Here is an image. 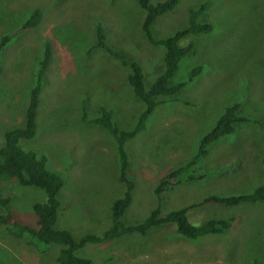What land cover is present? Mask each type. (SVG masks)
<instances>
[{
	"label": "rangeland",
	"instance_id": "obj_1",
	"mask_svg": "<svg viewBox=\"0 0 264 264\" xmlns=\"http://www.w3.org/2000/svg\"><path fill=\"white\" fill-rule=\"evenodd\" d=\"M199 1L178 0L172 10L156 19L153 30L172 34L187 21V7ZM252 2L211 0L206 12L214 22L213 31L179 41L186 45L194 40L199 54L192 56L189 65L198 61L205 65L176 95L178 100L163 96L165 102L149 116L146 128L125 144L135 182L125 212L132 222L142 220L156 205L153 187L157 180L190 159L233 100L241 102L240 113L250 121L211 142L209 152L193 166L197 173L207 171L205 175L167 189L161 209L167 212L212 192L249 191L264 182L260 169V155H264V0ZM35 8L41 10L39 22L22 29L21 23ZM140 15L131 0H0V36L16 32L0 51V142L6 129L24 123L27 93L48 42L51 59L36 111V134L22 145L46 152L49 168H65L55 226L68 229L75 238L87 232L102 233L109 225L114 198L123 194L114 142L107 132L80 121L81 105L88 117L97 114L98 105L114 106L119 117L113 109V119L123 128L131 126L141 109L126 82L127 68L102 49L89 50L95 40V22L101 21L106 38L116 39L119 48L141 62L149 87L160 72L162 54L141 36L136 21ZM189 65L184 61L179 67L181 77L187 76ZM117 118L131 120L123 124ZM0 188L3 196H11L10 207L19 211V218L33 222L31 205L45 201L44 192L11 179L1 180ZM208 214L234 216L237 225L225 234H206L191 241L180 237L174 224H164L149 229V236L138 247L136 241L143 235L131 233L108 243L88 244L76 252L95 264L108 255L111 258L105 264H247L244 259L254 246L264 264V201L232 206L210 202L187 212L189 221L196 224ZM60 248L49 244L45 251L38 250L0 229V264H58Z\"/></svg>",
	"mask_w": 264,
	"mask_h": 264
},
{
	"label": "trees",
	"instance_id": "obj_2",
	"mask_svg": "<svg viewBox=\"0 0 264 264\" xmlns=\"http://www.w3.org/2000/svg\"><path fill=\"white\" fill-rule=\"evenodd\" d=\"M131 1L141 13L136 20L140 26L141 36L149 45L159 49V53L162 54L160 57L162 65L159 66L160 72L157 71L159 73L147 87L144 83V71L141 62L132 55L127 54L123 47L119 48L117 45L119 43L115 41L116 39L106 38L103 25L100 20H97L94 26L95 40L89 50L102 49L113 57L117 64L127 68L126 82L132 98L135 101L136 99L139 101H136L138 109L140 105L141 109L136 114L131 126L123 128L117 124L116 119H113V109L116 117H119L114 106L110 105L113 108L111 109L104 105H98L97 114L93 117H88L86 107L81 105L80 121L85 125L92 124L107 132L114 142L119 169L117 178L123 185V194L114 198L111 204L108 227L100 234L87 232L78 238H75L68 229L56 227L55 224L57 223L61 205L58 193L64 183L63 172H65V168H61L60 165L58 167L53 165L52 168H49L46 152L33 148L25 149L22 145L24 141H27L26 139H31L36 134V111L45 83V70L51 59V50L48 42L45 43L43 57L38 62L35 83L27 93L24 123L22 126L6 129L3 132V140L0 142V182L1 180L11 179L20 185H33L40 188L45 194V201H36L31 205L34 220L33 222H27L19 218V211H15V208L11 209V196H3L0 193V229L5 228L8 235L25 239L27 244L38 250H44L49 244L61 245L56 256L58 264H95L89 257L78 255L76 251L88 244L108 243L131 233L143 235L136 241L138 247L142 239L149 236L150 233L147 234L150 231L149 229L164 224H174L179 236L191 241L199 240L206 234L222 235L229 231L231 227H236L237 218H234V216L216 217L214 214H208L199 224H196L189 221L187 212L191 208L210 202L217 205L232 206L240 203H259L264 201V182H262L249 191L230 194L212 192L198 201L190 202L167 212H163L160 206L163 194L167 189L176 184L192 182L205 175L207 171L197 173L193 166L196 168V162L209 152V144L211 142L220 136L232 134L241 124L250 121L249 116L240 113L241 102L233 100L224 107L214 126L202 137L196 152L190 159L184 164L168 169L157 180L153 187L156 205L150 209L146 217L137 222H132L125 217V212L132 201L135 186L134 179L130 175V161L125 144L146 128L149 116L158 105L165 102L163 96L170 97L171 101L178 100L176 95L203 70L205 62L198 61L195 65H189L192 56L199 54L196 49V42L191 40L186 45H182L179 41L187 36H195L197 38L200 33H211L214 27V22L206 17V9L209 7L211 0H201L189 5L187 7V21L170 35L157 33L153 30L152 25L159 16L172 10L177 5L178 0ZM252 1V4L257 2V0ZM40 17L41 10L38 8L33 9L21 23L22 29L34 26L39 22ZM12 36H16V32L0 36V51ZM218 37L220 38V36ZM184 61L185 64L189 65V69L187 76L181 77L182 75H179L178 70ZM183 99L188 101L184 97ZM118 120L123 124H127L131 118ZM20 140L21 145L19 143ZM260 158L262 164L260 169L264 174V155H260ZM64 164L65 161L61 165ZM8 219L10 221L6 222ZM258 241V243L261 242L259 238ZM131 245L134 246L133 244ZM251 249L249 250V255L244 259L245 262L247 264H261L259 256L256 254V248L251 246ZM85 254L90 256L86 252ZM90 257L94 260L92 256ZM110 258L111 256L108 255L100 261H94L99 262V264H105Z\"/></svg>",
	"mask_w": 264,
	"mask_h": 264
},
{
	"label": "clouds",
	"instance_id": "obj_3",
	"mask_svg": "<svg viewBox=\"0 0 264 264\" xmlns=\"http://www.w3.org/2000/svg\"><path fill=\"white\" fill-rule=\"evenodd\" d=\"M206 17H207V19H208V14H207V13H206ZM179 27H180V26H179ZM241 125H242V124H241ZM241 125H240V126H241ZM240 126H239V127H240ZM239 127H238V128H239ZM238 128H237V129H238ZM237 129H236V130H237ZM25 186H33V185H25ZM38 189L41 190L40 188H38ZM44 196H45V194H44Z\"/></svg>",
	"mask_w": 264,
	"mask_h": 264
},
{
	"label": "bare ground",
	"instance_id": "obj_4",
	"mask_svg": "<svg viewBox=\"0 0 264 264\" xmlns=\"http://www.w3.org/2000/svg\"><path fill=\"white\" fill-rule=\"evenodd\" d=\"M260 120V119H259ZM264 124V123H263ZM124 160V159H123ZM263 172V171H262Z\"/></svg>",
	"mask_w": 264,
	"mask_h": 264
}]
</instances>
